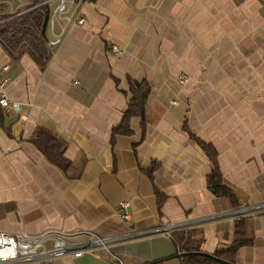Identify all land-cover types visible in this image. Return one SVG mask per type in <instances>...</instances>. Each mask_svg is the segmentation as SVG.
I'll return each mask as SVG.
<instances>
[{"label":"crops","instance_id":"obj_1","mask_svg":"<svg viewBox=\"0 0 264 264\" xmlns=\"http://www.w3.org/2000/svg\"><path fill=\"white\" fill-rule=\"evenodd\" d=\"M81 12L82 25L47 28L58 41L43 69L0 42L5 92L20 104L0 106V232L114 238L116 258L101 250L49 264H184L158 227L178 223L173 234L213 254L242 220L250 242L234 264H264V0H84ZM128 79L151 88L145 124L134 117L130 134L112 137ZM38 128L63 142L66 169L35 145ZM189 133L216 151L236 206L208 188L211 162Z\"/></svg>","mask_w":264,"mask_h":264},{"label":"trees","instance_id":"obj_2","mask_svg":"<svg viewBox=\"0 0 264 264\" xmlns=\"http://www.w3.org/2000/svg\"><path fill=\"white\" fill-rule=\"evenodd\" d=\"M47 22V6L36 7L24 15L0 25V42L9 55L28 54L43 69L52 54L46 36ZM128 84L130 97L120 122L112 129V137L115 134H130L132 132L131 122L134 117L140 118L141 126L145 124L146 107L151 88L145 81L128 79ZM189 135L200 145L211 162V172L207 176L208 188L217 196L229 198L232 205L236 206L238 203L235 194L222 183L216 161V151L209 143L203 142L191 133ZM33 142L50 162L63 170L68 167L69 160L63 154V142L48 130L36 129ZM172 240L176 245H180L184 252H200L199 241L193 242L189 236L183 233L173 234ZM249 242L250 240L244 233L243 221L237 220L232 241L226 247L217 248L211 254L219 260L205 255L187 254L183 256L184 264H234L236 251Z\"/></svg>","mask_w":264,"mask_h":264},{"label":"built area","instance_id":"obj_3","mask_svg":"<svg viewBox=\"0 0 264 264\" xmlns=\"http://www.w3.org/2000/svg\"><path fill=\"white\" fill-rule=\"evenodd\" d=\"M84 0H0V25L7 23L39 6H47V28L53 29L58 21H63L61 32L66 27L77 24L82 25L85 18L81 12V3ZM6 9V10H5ZM58 40L50 44L57 43ZM48 42V45H50ZM111 50L119 54L120 50L113 45ZM8 66L2 68L6 71ZM7 77L0 74V106L20 112V104L11 101L5 92ZM187 77H180V81H186ZM129 201L122 200L117 206L118 215L129 221ZM180 228L178 223H169L158 227L157 232L172 237L173 233ZM114 240L113 237H99L90 230L80 229L65 231L48 229L36 234L0 232V264H49L57 258L67 255L79 257L84 253L109 252L107 246ZM111 257L116 258L110 253Z\"/></svg>","mask_w":264,"mask_h":264},{"label":"water","instance_id":"obj_4","mask_svg":"<svg viewBox=\"0 0 264 264\" xmlns=\"http://www.w3.org/2000/svg\"><path fill=\"white\" fill-rule=\"evenodd\" d=\"M187 254H199V255H205V256H209L215 260H219L217 257L209 254V253H204V252H182L181 255H187Z\"/></svg>","mask_w":264,"mask_h":264},{"label":"rangeland","instance_id":"obj_5","mask_svg":"<svg viewBox=\"0 0 264 264\" xmlns=\"http://www.w3.org/2000/svg\"><path fill=\"white\" fill-rule=\"evenodd\" d=\"M27 2H31L33 0H26ZM2 9V5L0 4V10ZM6 10V9H5Z\"/></svg>","mask_w":264,"mask_h":264}]
</instances>
